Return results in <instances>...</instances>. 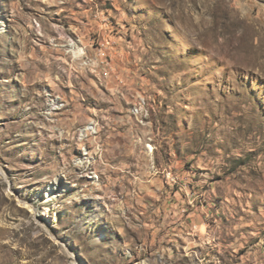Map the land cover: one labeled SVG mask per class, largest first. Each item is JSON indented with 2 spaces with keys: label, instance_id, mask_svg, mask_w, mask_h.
Returning a JSON list of instances; mask_svg holds the SVG:
<instances>
[{
  "label": "rangeland",
  "instance_id": "rangeland-1",
  "mask_svg": "<svg viewBox=\"0 0 264 264\" xmlns=\"http://www.w3.org/2000/svg\"><path fill=\"white\" fill-rule=\"evenodd\" d=\"M86 9L109 22L86 58L114 37L124 87L57 47ZM1 19L0 264H264V0H0Z\"/></svg>",
  "mask_w": 264,
  "mask_h": 264
},
{
  "label": "built area",
  "instance_id": "built-area-1",
  "mask_svg": "<svg viewBox=\"0 0 264 264\" xmlns=\"http://www.w3.org/2000/svg\"><path fill=\"white\" fill-rule=\"evenodd\" d=\"M64 44L57 47H63L65 52L70 51H84L85 59L81 60L82 63L89 68H98L102 77L106 80L111 78H119V67L116 60L115 54V38H107V40H99L96 50H94V58H86L85 44L82 42L80 46H71V39L68 38V35L64 37ZM133 102L142 104V111L135 112V117L140 122L142 126L149 125V116L152 115V111H148V104H152L150 97L146 93H139L135 96ZM89 142L93 144L94 147H97V154L101 155V147L104 146L100 139H96L91 132L88 137Z\"/></svg>",
  "mask_w": 264,
  "mask_h": 264
},
{
  "label": "crops",
  "instance_id": "crops-1",
  "mask_svg": "<svg viewBox=\"0 0 264 264\" xmlns=\"http://www.w3.org/2000/svg\"><path fill=\"white\" fill-rule=\"evenodd\" d=\"M103 11L102 12L97 11L93 14V12H90L88 9L85 10L84 12L85 14L83 15H87L89 19L92 21V23L87 25V27L83 28L82 30L83 32H80L82 35H79V36L81 40L83 41V43L85 44L93 43L94 44L96 33H99V35L102 33L103 34L105 33V31L103 32V28H106L109 22L107 23V20H106L107 18H105V13ZM113 32L114 31H111L110 33H113ZM110 33H108L105 36H110ZM118 51L119 53H121L120 49ZM120 65H122L123 67H121ZM118 67H119V78H111V81L112 82L115 81L119 85V87H124L127 82V78L124 76V69L126 70L129 68H127L125 61L123 63L119 62ZM99 75L102 77V73H99Z\"/></svg>",
  "mask_w": 264,
  "mask_h": 264
},
{
  "label": "bare ground",
  "instance_id": "bare-ground-1",
  "mask_svg": "<svg viewBox=\"0 0 264 264\" xmlns=\"http://www.w3.org/2000/svg\"><path fill=\"white\" fill-rule=\"evenodd\" d=\"M0 22H2V19L0 20ZM35 23L37 24V25H39L40 23L37 21V20H35ZM2 24H0V30H2V26H1ZM56 103V101H54L53 103H52V105H54ZM142 111V109L140 110L139 108H138V106H136V108H135V112H141ZM81 135L83 136L84 135V133H86V135L88 136L89 135V133L91 132V134H93L94 136L95 135H98L99 134V129H98V123H96V122H91L89 125H87L86 127H84V128H82L81 130ZM79 138H81V137H79ZM153 148V147H152ZM83 157L85 156V155H89V150H87V148H83ZM61 180V178L60 177H55L54 179H53V184H52V186H53V188H54V191H56L57 189L59 190V181ZM61 182V181H60ZM49 197H51V195H49ZM41 214H43V213H41Z\"/></svg>",
  "mask_w": 264,
  "mask_h": 264
}]
</instances>
